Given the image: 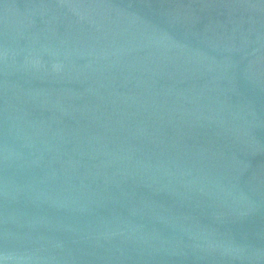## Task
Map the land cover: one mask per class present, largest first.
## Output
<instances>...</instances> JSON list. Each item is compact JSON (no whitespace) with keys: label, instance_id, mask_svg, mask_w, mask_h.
<instances>
[{"label":"water","instance_id":"95a60500","mask_svg":"<svg viewBox=\"0 0 264 264\" xmlns=\"http://www.w3.org/2000/svg\"><path fill=\"white\" fill-rule=\"evenodd\" d=\"M0 264H264V0H0Z\"/></svg>","mask_w":264,"mask_h":264}]
</instances>
